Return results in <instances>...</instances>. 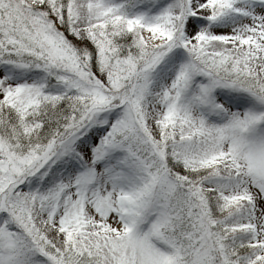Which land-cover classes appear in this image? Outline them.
Segmentation results:
<instances>
[{"label": "snow or ice", "instance_id": "6c2138e0", "mask_svg": "<svg viewBox=\"0 0 264 264\" xmlns=\"http://www.w3.org/2000/svg\"><path fill=\"white\" fill-rule=\"evenodd\" d=\"M0 264H264V0H0Z\"/></svg>", "mask_w": 264, "mask_h": 264}]
</instances>
